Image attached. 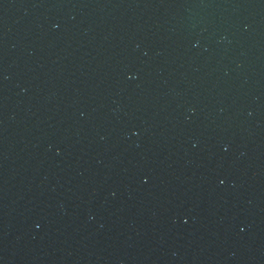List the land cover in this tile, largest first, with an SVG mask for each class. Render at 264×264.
<instances>
[{
  "label": "water",
  "instance_id": "1",
  "mask_svg": "<svg viewBox=\"0 0 264 264\" xmlns=\"http://www.w3.org/2000/svg\"><path fill=\"white\" fill-rule=\"evenodd\" d=\"M0 264H264V0H0Z\"/></svg>",
  "mask_w": 264,
  "mask_h": 264
}]
</instances>
